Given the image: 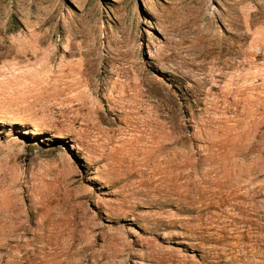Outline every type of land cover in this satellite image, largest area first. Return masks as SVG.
I'll list each match as a JSON object with an SVG mask.
<instances>
[{
	"label": "rangeland",
	"instance_id": "374dc122",
	"mask_svg": "<svg viewBox=\"0 0 264 264\" xmlns=\"http://www.w3.org/2000/svg\"><path fill=\"white\" fill-rule=\"evenodd\" d=\"M0 264H264V0H0Z\"/></svg>",
	"mask_w": 264,
	"mask_h": 264
}]
</instances>
